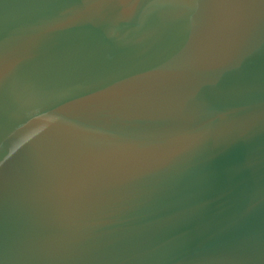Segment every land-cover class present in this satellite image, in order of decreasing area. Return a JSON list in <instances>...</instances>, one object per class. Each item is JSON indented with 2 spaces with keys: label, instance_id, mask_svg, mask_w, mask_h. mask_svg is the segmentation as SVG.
Listing matches in <instances>:
<instances>
[{
  "label": "water",
  "instance_id": "obj_1",
  "mask_svg": "<svg viewBox=\"0 0 264 264\" xmlns=\"http://www.w3.org/2000/svg\"><path fill=\"white\" fill-rule=\"evenodd\" d=\"M0 264H264V0H0Z\"/></svg>",
  "mask_w": 264,
  "mask_h": 264
}]
</instances>
